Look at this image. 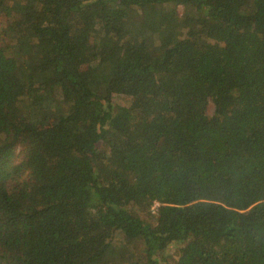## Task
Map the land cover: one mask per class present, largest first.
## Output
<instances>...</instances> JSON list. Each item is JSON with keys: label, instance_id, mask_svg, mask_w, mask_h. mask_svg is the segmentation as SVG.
<instances>
[{"label": "trees", "instance_id": "1", "mask_svg": "<svg viewBox=\"0 0 264 264\" xmlns=\"http://www.w3.org/2000/svg\"><path fill=\"white\" fill-rule=\"evenodd\" d=\"M115 255L264 264V0H0V264Z\"/></svg>", "mask_w": 264, "mask_h": 264}, {"label": "rangeland", "instance_id": "2", "mask_svg": "<svg viewBox=\"0 0 264 264\" xmlns=\"http://www.w3.org/2000/svg\"><path fill=\"white\" fill-rule=\"evenodd\" d=\"M131 100L128 97L125 96H115L113 98V109H117L118 107H124L127 108L130 105ZM209 114L212 112V109L208 111ZM115 243H119V239L115 241ZM118 246V244L116 245ZM181 244L171 245L167 250H165L164 253L157 254L156 258H158L160 261H174L177 259L179 248L181 247ZM117 255V254H116ZM112 256L109 257L104 264H117L116 262L119 260L118 257Z\"/></svg>", "mask_w": 264, "mask_h": 264}, {"label": "built area", "instance_id": "3", "mask_svg": "<svg viewBox=\"0 0 264 264\" xmlns=\"http://www.w3.org/2000/svg\"><path fill=\"white\" fill-rule=\"evenodd\" d=\"M157 204H155V206H156Z\"/></svg>", "mask_w": 264, "mask_h": 264}]
</instances>
